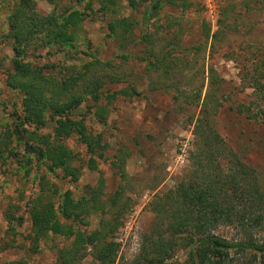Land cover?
Wrapping results in <instances>:
<instances>
[{"label": "rangeland", "instance_id": "1", "mask_svg": "<svg viewBox=\"0 0 264 264\" xmlns=\"http://www.w3.org/2000/svg\"><path fill=\"white\" fill-rule=\"evenodd\" d=\"M160 1L157 13L149 11L148 2L131 8L126 0H118L116 11L101 10L93 2V10H85L73 47L29 50L26 60L58 81L76 76L92 57L107 63L92 70L104 81L100 104L107 108L105 117H96L90 96L74 110L91 133L101 135L104 149L98 156L75 136L64 139L79 173L73 181L61 169L49 170L12 141L14 156L0 162V264H59L57 250L69 240L50 234L33 242L30 199L42 194L44 201L57 206L65 190L77 197L99 184L103 201L115 191L122 194L112 208L120 210L111 235L116 243L113 264L142 263V237L163 232L165 226L156 209L193 166L200 116L207 117L204 124L219 135L226 150L253 167L264 184V0H208L215 7L212 19L203 0ZM85 2L61 0L54 7L36 0L35 9L40 14L69 7L84 11ZM15 4L16 0H0V135L13 128L14 112L23 113L22 91L5 81L13 55L8 17ZM121 16L131 22L130 31L125 34L116 27L111 33L108 22ZM164 52L174 57L171 69L147 66L146 60ZM82 89L83 84L77 93ZM112 92L115 96L107 100L106 93ZM46 119L40 133L52 132L54 122ZM220 146L213 151L214 162L226 166V150ZM183 150L186 156L181 161ZM90 155L96 163L93 169L88 165ZM77 226L87 232L95 229L97 214L88 224ZM210 231L229 240L241 239L238 228L227 223ZM253 239L264 240V234L254 232ZM90 250L83 264H97ZM186 255V248L178 246L173 258ZM230 264H244V259L234 254Z\"/></svg>", "mask_w": 264, "mask_h": 264}, {"label": "trees", "instance_id": "2", "mask_svg": "<svg viewBox=\"0 0 264 264\" xmlns=\"http://www.w3.org/2000/svg\"><path fill=\"white\" fill-rule=\"evenodd\" d=\"M45 1L55 7L61 0ZM126 1L131 8L148 2L149 11L154 13L162 5L160 0ZM93 2L104 11H116L118 5V0H86L84 11L69 7L40 14L35 9L36 0H16L8 17L7 36L11 40L13 55L5 81L9 87L22 91L23 113L14 112L13 128H7L0 135V162L14 156L15 149L9 145L15 141L49 170L61 169L75 181L79 173L72 164L73 154L64 143L66 137L75 136L90 154L98 152V156L102 155L101 135L91 133L83 118L74 116V110L86 96H90L96 104V117H105L107 108L100 104V89L104 81L92 70L99 63H107L92 57L76 76L58 81L26 60L31 48L73 47L85 10L92 11ZM130 25L128 18L121 16L110 20L108 29L113 33L116 27H120L126 34ZM167 56L164 52L154 60H146L147 66L169 70L176 62L172 54ZM253 77L256 79L258 76ZM81 84L83 89L77 93L76 88ZM112 93H106L107 100L115 96ZM47 116L54 122L52 132L40 133ZM206 119V116L196 119L195 131L200 142L192 155V168L164 194V200L161 199L156 209L158 218L165 222L163 232L142 237L140 253L143 262L138 261L137 264H230L234 254H240L244 264H264V240L253 239L254 232L264 234V184L257 179L258 174L253 167L243 162L230 148L226 150L219 135L204 124ZM30 125H33L32 130L28 128ZM24 133L28 134L27 138H23ZM218 146L220 150H226V166L214 162L216 155L213 151ZM88 161L90 168L96 167L92 155ZM101 195L99 184L77 197L70 190H65L57 206L50 200L44 201L42 194L31 198L28 211L33 242L50 234L67 238L68 244L57 250L56 261L59 264H83L88 249L92 250L97 264H113L116 243L111 235L119 223L120 210L112 208L116 207L122 194L115 191L107 202ZM112 210L115 214L112 213L107 220L106 215ZM93 213L98 216V226L89 232L80 229L77 225L88 224ZM219 223L237 227L241 239L229 240L213 234L210 229ZM178 246L186 248L185 259L173 258ZM246 254L249 258L245 259Z\"/></svg>", "mask_w": 264, "mask_h": 264}, {"label": "built area", "instance_id": "3", "mask_svg": "<svg viewBox=\"0 0 264 264\" xmlns=\"http://www.w3.org/2000/svg\"><path fill=\"white\" fill-rule=\"evenodd\" d=\"M203 3H205V6H206V8L208 10V17H211V19L214 18L216 16V14L213 13V11L215 10V7L212 8L213 4L211 2H209L208 0H203ZM209 3H211V4L209 5ZM212 9H214V10L212 11ZM185 156H186V153H185V150H183V152H181L178 157L182 161L184 159L183 157H185Z\"/></svg>", "mask_w": 264, "mask_h": 264}]
</instances>
